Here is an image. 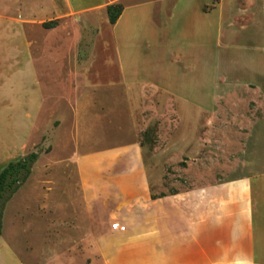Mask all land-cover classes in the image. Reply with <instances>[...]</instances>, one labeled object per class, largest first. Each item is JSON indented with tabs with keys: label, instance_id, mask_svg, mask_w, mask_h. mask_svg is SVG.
Segmentation results:
<instances>
[{
	"label": "rangeland",
	"instance_id": "374dc122",
	"mask_svg": "<svg viewBox=\"0 0 264 264\" xmlns=\"http://www.w3.org/2000/svg\"><path fill=\"white\" fill-rule=\"evenodd\" d=\"M141 1L156 3L155 22L162 24L163 0H0L6 25L27 30L0 32V170L21 157L39 155L27 190L5 206L0 264H96L78 254L76 244L41 243L44 219H37L29 193L49 155L64 159L75 150L73 142L67 149L58 144L77 134L72 127L78 101L85 103L86 113L104 116L97 124L104 143L128 140L134 129L132 140L144 148L147 159L158 157L149 166L151 173L160 172L162 186L155 189L160 195L163 188L175 193L226 176L264 173V123L253 124L256 93L242 88L245 81L254 82L252 37L246 35L240 45L231 38L235 45L228 49L216 34L212 50L182 48L162 27L144 41L133 61L139 82L161 81L172 95L140 92L138 84L120 76L106 5L125 9ZM174 1L168 0L171 14ZM50 22L58 26L45 28ZM28 40L38 47H28ZM31 55L36 58L32 66L27 61ZM17 67L24 73L12 75ZM33 95H38L37 131L21 132L32 136L21 148L15 128L20 120L25 123L23 113L29 119ZM87 132L83 135L90 137L91 129ZM156 175L151 178L157 180Z\"/></svg>",
	"mask_w": 264,
	"mask_h": 264
},
{
	"label": "crops",
	"instance_id": "0c3cea01",
	"mask_svg": "<svg viewBox=\"0 0 264 264\" xmlns=\"http://www.w3.org/2000/svg\"><path fill=\"white\" fill-rule=\"evenodd\" d=\"M174 4L171 14L168 0L161 2L160 25L155 22L156 3L146 1L127 6L111 25L120 76L138 84L140 92L153 89L172 95L161 81L139 82L133 61L155 31L167 28L174 45L202 50H212L216 34L223 36L220 44L228 49L235 45L231 38L240 45L248 35L254 51V82L245 81L242 88L256 93L253 124L264 123V0H176ZM5 20L0 13V32H27L8 27ZM27 42L30 48L37 46ZM27 61L32 66L36 58L31 55ZM15 73H24V68L17 67L11 74ZM33 96L28 120L35 124L26 123L25 112V123L21 125L20 120L15 128L21 148L32 137L21 132L37 131L38 95ZM79 102L72 127L77 134L58 144L67 149L73 142L75 150L64 159L49 155L35 188L29 191L37 219H44L41 243L68 248L76 244L78 254L96 264H264V173L226 176L214 184L179 188L175 193L163 188L160 195L155 192L162 186L160 172L151 173L149 166L158 157L147 159L144 148L132 140L134 129L128 140L104 143L105 133L97 125L104 116L86 113L85 103ZM88 129L90 137H85ZM151 174H157V180ZM24 186L13 196L15 200L27 190ZM114 223L126 230L112 229Z\"/></svg>",
	"mask_w": 264,
	"mask_h": 264
},
{
	"label": "trees",
	"instance_id": "16d2710c",
	"mask_svg": "<svg viewBox=\"0 0 264 264\" xmlns=\"http://www.w3.org/2000/svg\"><path fill=\"white\" fill-rule=\"evenodd\" d=\"M124 9L119 4L107 7V17L110 25H115L121 17ZM58 26L56 22L45 24L47 29H54ZM39 155L37 153L29 154L17 161L8 163L0 170V237L2 232V218L5 206L13 196L25 185L31 176L34 164Z\"/></svg>",
	"mask_w": 264,
	"mask_h": 264
},
{
	"label": "built area",
	"instance_id": "2783aa9c",
	"mask_svg": "<svg viewBox=\"0 0 264 264\" xmlns=\"http://www.w3.org/2000/svg\"><path fill=\"white\" fill-rule=\"evenodd\" d=\"M112 229L118 230V231H121V232H124L126 230V228L121 226L119 223H114L112 225Z\"/></svg>",
	"mask_w": 264,
	"mask_h": 264
}]
</instances>
